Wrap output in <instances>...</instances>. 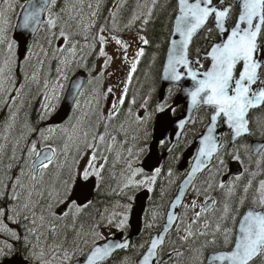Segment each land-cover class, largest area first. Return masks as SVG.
I'll list each match as a JSON object with an SVG mask.
<instances>
[{
	"label": "snow or ice",
	"instance_id": "snow-or-ice-1",
	"mask_svg": "<svg viewBox=\"0 0 264 264\" xmlns=\"http://www.w3.org/2000/svg\"><path fill=\"white\" fill-rule=\"evenodd\" d=\"M157 0H152V8L148 9L147 17L144 18L143 23L146 25L152 15V10L156 5ZM57 0H43V2L36 6L34 3L28 4V10L23 13L22 23L18 24V29H31L35 32L43 24L47 25V30L50 33L48 43L52 45L53 40H63V47H57L55 51L64 52L70 45V50L73 52V59L69 61L75 63V52L77 49L78 41L74 39L77 35L75 32H66L64 27L61 26L60 21L62 16L60 13L54 14L52 9L55 8ZM7 8H0V45L7 43V48L12 56H15L14 47L17 46L15 40H9L7 37L8 27L10 20L8 12L11 11L13 5L10 0H4ZM99 5H97L98 7ZM92 7L91 4L88 5ZM64 10L61 9V12ZM47 12L48 18L46 21L41 20V13ZM174 18L170 17L171 30L168 40V51L166 54L165 64L162 72V79L172 81L179 84L184 79H190L191 85L183 90L187 93L190 101V110H195L201 106L206 107L209 112V125L199 137V147L194 157V164L191 171L188 173V178L184 184H190L192 179L198 172L204 170L208 161L213 156L219 154L223 145L220 143V138L215 135L218 127V122L223 120L229 127L233 138L241 137L246 134H251L250 121L248 115L251 109L264 105V0H176V7L174 8ZM79 15V13L77 14ZM95 16L96 13L91 14ZM113 17L115 14H112ZM74 17H70L73 19ZM138 16H133V23L139 19ZM213 22V27H208L209 22ZM80 26L79 24L77 25ZM93 25H84L85 33ZM70 27V26H69ZM59 28L57 34L56 29ZM207 30L208 35L204 37V43L200 48L196 49V59H192V45L195 39L199 36L201 31ZM105 28L101 26L99 32L93 37V45L99 43V55L106 57L105 67L111 61L112 57L108 56L104 50V45L108 42L107 37L103 35ZM216 35H213V34ZM218 37V38H217ZM87 40L88 36L84 35ZM112 39L124 49V59L128 61L127 50L129 45L120 40L117 36H112ZM140 41L147 45L149 40L145 36L139 37ZM28 55L24 56L27 61L31 54L32 49L28 47ZM47 54V53H45ZM144 55V48H139L136 57L131 61V67L128 74V82L132 79V74L136 71L137 64L140 57ZM208 62L205 67L204 62ZM61 64L65 61L61 59ZM57 73L60 80H67L68 77L57 68ZM13 69L11 60H5L0 65V95H5L4 104L9 106L10 110L14 106L20 93L25 87L23 83L16 86L15 77L12 75ZM103 74V70L101 75ZM28 77L25 75V79ZM32 79H35L33 75ZM59 84V80H58ZM48 85L45 83V88ZM63 91V84L59 85ZM73 99L75 108L80 107V97L83 95V85L75 82L73 85ZM112 88L108 89V93H112ZM154 91V89L152 90ZM172 89L169 88V94ZM128 94L127 83L123 89V93L117 100L111 102V107L105 116L102 112L100 119L96 123V131L90 133L89 131L80 128L77 133V125L71 124V117H69L68 125H53L46 129L39 130V135L36 140L31 141L30 146L27 148V156L34 159H25V163L31 169V179L36 180L37 171L40 172L41 177L44 172L53 164L58 155V149L54 147L49 141L53 139L57 130H62L66 139L72 141L77 151H79L81 140L87 150H91V158L88 164L84 167L77 165L76 167L70 165H60L63 169L67 167L66 175L59 181L55 190V206L63 205L67 211L63 212V216L67 217L73 215L75 218L83 208L90 206L91 201L89 196L91 193V186L89 181L91 178L97 177L102 179V170L104 164L100 163L97 167L94 162L97 161L98 155L104 161L107 157L103 156L100 151V145L105 142V137L108 135L109 123L119 115L123 105L126 102ZM54 100L59 99L53 89ZM170 96L162 97L152 111H147L151 99L149 97L144 100L141 105L146 110L145 116H137V123L144 124L151 120L153 116L158 117L159 122V135L164 137L158 139V143L164 145L168 140L165 135L170 124L174 123L169 113H174L175 109L168 103ZM104 99H107L105 95ZM48 100V96H45ZM97 109H99L100 99L99 96L95 99ZM136 100L133 97L131 104H135ZM55 104L42 105L44 113L41 119H47L56 113ZM131 106L128 112L131 114ZM15 113H12L11 119L14 120ZM181 128L184 127L186 121L180 119L175 122ZM103 126L104 131L100 132L99 128ZM10 125H6V128ZM36 129H30V132H35ZM49 133L51 135H46ZM71 133V134H70ZM174 135L179 133L174 132ZM75 135V139L73 136ZM91 135V142L89 136ZM7 139V136H4ZM115 140V137H112ZM147 139V135H146ZM17 141V145H18ZM40 145L39 149L37 145ZM5 145H0V156L3 155ZM68 143L64 145V153L67 154ZM108 151H111L109 145ZM131 154V149L128 150ZM152 151V143H145L142 147L138 148V154H150ZM257 154L264 155V144L256 146ZM11 160H18L16 156V145L13 146ZM234 159H240L239 155H235ZM2 163V160H0ZM219 167L217 171L227 170V163L223 157L217 161ZM13 165L8 164L5 168V178L0 179V232L11 236L15 241H23L25 246L31 244L29 236H35L39 241L37 220L43 221L44 216L37 217L35 212V205L32 203V191L29 190L25 199L21 200L20 189L25 188L22 182V177L28 175L24 168L20 169V174L12 178L8 173L11 172ZM131 167V164L129 165ZM161 169L156 167L151 175L145 173L143 168H137L132 172V177L138 174L142 179H130L125 187H140L143 186L151 191V186L155 184L157 176ZM171 175V170H169ZM236 180L240 176L235 177ZM34 187V186H32ZM212 187L211 184L208 186ZM219 188H228L227 199L223 204L220 221L215 224L211 232L208 229L211 227L209 223H205L202 228H195L199 224L202 216L211 210L210 205L214 208L217 203L214 199L206 198L205 204L200 205V211H195L197 202L192 201L190 207L194 211V216L188 223L183 220L180 223L184 224L183 235L179 237L182 242H188L190 239L198 240L200 237H209L205 239L199 248H189L188 252L191 254V264H204L203 255L204 250L210 246H215L217 251L212 252L208 256V264H264V180L259 182V187L256 194L252 197L251 207L244 210V206L248 201V192L251 187V181L248 185L244 186L243 194L238 199H233L236 196V186L234 183L225 185L221 181L218 185ZM52 198V192L48 193ZM184 195L183 189L177 195L176 200L172 204L174 209L178 206ZM131 200L132 197H129ZM54 208L52 203L48 204V209ZM124 211L120 213L113 212L107 218V226L115 227L116 229L123 230L128 225L129 213L131 211V203L123 205ZM51 215H56L54 211H50ZM155 218V216H154ZM103 219V217H102ZM179 217L174 211L167 214V222L164 225V232L154 236L147 248V251L137 261V264H168L172 260L173 253L177 257V264L179 258L185 255L184 252L173 249V253L167 254V261L160 254L163 248L166 233L175 225L177 232L180 227L176 224ZM7 221V223H5ZM9 224L16 227H9ZM230 224V226H229ZM151 227V225H148ZM101 224L98 222L94 225V229L100 228ZM195 228V230H194ZM19 229V230H18ZM22 230V231H20ZM55 232V226L50 229ZM101 240L105 239L99 232L93 233ZM32 251L29 252L27 259L40 260L41 264H48L47 261L41 260L44 255L43 249L37 253L36 245L32 244ZM59 247V246H58ZM129 247L127 240L123 242L113 241L98 244L95 240L89 246L86 252H82V260L78 264H104V261L117 249H125ZM140 247H143L141 245ZM14 245L5 241L3 246L0 247V258L11 254ZM62 262H71L75 252H69L67 249H62ZM55 258V257H54ZM127 259V258H125Z\"/></svg>",
	"mask_w": 264,
	"mask_h": 264
},
{
	"label": "trees",
	"instance_id": "trees-1",
	"mask_svg": "<svg viewBox=\"0 0 264 264\" xmlns=\"http://www.w3.org/2000/svg\"><path fill=\"white\" fill-rule=\"evenodd\" d=\"M24 1L25 0H10V3L13 5L11 11L8 12L9 20L11 21L10 23H12ZM138 1L139 0H57L55 8L52 9L54 14H61L62 20L60 21V24L64 27L66 32L77 33L74 39L79 43L75 52V59H80V62L75 65L84 69H91V66L99 54L100 45L99 43H96L95 48H93L92 45L94 41L92 38L97 35L101 26L105 28L104 32L109 35H118L128 31L129 29H136L149 40V44L144 45L143 47L144 55L140 58L137 70L134 72L126 102L124 107H122L125 112L121 117L119 115L116 116V118L108 125V135L111 137V135L115 133V136L119 139L122 136V132L120 133L118 130L124 126L126 119L131 118L128 116L129 106H131L132 109L131 114H134L135 110L144 103V100L149 97L150 93L151 99L149 105L156 106L157 92L159 88V71L171 29L170 17L174 16V8L176 7V0H157L156 5L152 10V15L149 18V22L146 25L143 23V20L147 17L148 10L145 11L143 16L130 24L129 22L133 19V13L137 8ZM89 4L92 5L91 8L88 7ZM0 5H5L4 0H0ZM97 5L99 6L97 7ZM149 5L150 8H152V0H150ZM61 9L64 11L61 12ZM93 12L96 13L95 16L91 15ZM78 13L79 15H77ZM113 13L115 14L114 17L112 15ZM70 17L74 18L70 19ZM47 18L48 13L46 20ZM78 24L80 25L79 27L77 26ZM88 24L93 26L85 33L84 25ZM208 27L211 28L212 26L208 24ZM56 31L58 34L59 28H57ZM84 35L88 36L87 40L84 39ZM207 35V30L200 32L199 36L194 41L192 56H196V47ZM213 35L216 34L214 33ZM8 36L9 35L7 34V37ZM49 36L50 33L47 30V25L43 24L35 35L34 41L31 45V49L35 47L38 48L37 58L32 60L33 53L35 52L32 50L30 58L27 61L24 59L21 62L18 72H16V57L9 53L7 43L0 45V65H2L5 60L10 59L13 69L12 75L15 77L16 86L18 87L21 83L25 85L20 93L17 103L12 106L11 110L9 106L4 104L6 94L0 95V145H5L3 155L0 156V160H2V163H0V179L5 178V168L8 164L13 165L11 172L8 173V175H11L13 179L20 174L21 168H24L26 173L31 171L29 165L25 163V159L29 160L27 156V148L30 146L31 141L37 139L39 130L49 127L44 124L46 119H41V116L44 113L42 108V105H44L43 88H45V83H51L58 75L56 70L60 67V59L63 58L64 53L67 50H70L69 45L64 52L55 51L58 47V43L56 42L57 40H53L52 45L49 46ZM63 46L62 40V45L59 47ZM25 75L28 77L27 79H25ZM33 75H35V79H32ZM153 89L154 91H152ZM133 97H135L136 100L135 104L130 103V99H133ZM12 113H15L14 120L11 119ZM99 114L100 111L92 116L90 120L99 119V116H96ZM201 115L202 114L198 115L196 118V124L193 127V130L195 131L193 136H195L196 131L198 133L205 124V121L202 118L203 116ZM263 115L264 106L261 109L252 112L250 115L251 134L237 142L236 145L232 147L227 145V139L225 138L222 153L220 154V157L223 156L227 161L234 159L235 155H239V161L244 165V171L240 176V179L235 180L234 182L237 192L236 196L233 197V199H238V197L243 194L244 186L248 185L249 181H251V187L248 192V201L244 208L251 206L252 197L256 194L259 182L264 180V166L263 163L260 164L258 166L259 174L251 178V168L247 167V162H251V160L255 157H252L251 154H249V157L245 159L239 154L238 150L242 145L249 148L250 139L264 138V132H261L258 129L260 121H263ZM67 122L61 125L67 126ZM6 125H10V127L6 128ZM95 126L96 123L94 121L92 126L94 129L93 133L96 131ZM136 126V131H138V129H140V125L137 123ZM30 129H36V131L30 132ZM99 131H104V128L101 126ZM127 131L128 134L135 133V131ZM5 135L7 136L6 140L4 139ZM109 136L106 135L105 137L107 142L110 138ZM17 141L19 142L18 145ZM49 142L58 149L56 159L44 172L43 176L41 177V175H39V178L36 179V186L32 187L33 185H31L28 188H23L24 190L29 189L31 191H36L35 193H37V195H39V192L43 189L41 198L38 199L36 197L34 200L36 206L35 209L38 215H40V213L48 207L49 202H51L49 200L48 193L56 190L59 181L67 173V167L62 169L60 165L72 166V152L70 150L67 159L64 161L62 159L64 154L62 148L65 143H68L69 145L71 142L66 139L65 133L62 130H57L53 139ZM122 144L124 145L125 143ZM122 144L117 143V146H122ZM14 145H16V156L18 157V160L10 159ZM37 147L39 148L40 145L38 144ZM100 147L104 149L106 147V141L101 144ZM177 159L178 156L175 158L174 155L172 158L169 156L157 176L156 182L151 190L150 197L147 200L140 235L132 241L128 249L115 253L110 259L105 261L104 264H135L137 257L144 250L150 235L160 228L164 218L166 205L174 193L177 182L181 178V175L176 170L173 171ZM218 167L219 166H217V168ZM137 168L128 169V171L122 167L116 168L112 164L111 156H109L108 160L104 163V169L101 173L102 179L97 178V184L90 206L83 208L82 211L75 216V218L73 215H69L67 217H64L63 215L58 216L57 223L54 224L55 232L50 229H44L42 226L37 224L39 241L36 240L35 236L30 237L29 240L31 241V244L26 247L22 240H13L12 244L14 245V248L11 254L5 257H10L13 254L18 253L26 260L34 264H41L40 260L27 259L29 252L32 251L31 245L34 244L36 245L35 250L37 253L43 249L44 255L41 260L47 261L48 264H61L63 255L62 249H67L70 253L75 252V255L70 262L71 264L74 260L81 256V253L84 252L94 240H101L93 233L94 231L99 232L104 222L107 221V218L113 212H123V205H127L129 203L133 205L134 193L141 188H136L135 191L131 192V189L133 188L129 189L126 187L124 189L122 185L129 183V174H132V172H134ZM169 170L172 171L171 175L168 173ZM222 171L223 170L219 171L217 176L221 174ZM38 173L40 172L37 171L36 175ZM26 178L27 175L21 178L23 183L26 181ZM203 180L204 179L202 177L197 181L200 186ZM217 181L218 180H215V182ZM21 190L22 189H20V191ZM126 191L128 192L126 193ZM129 197H132V199L130 200ZM223 197H225L223 199V203H225L227 199V191H224ZM220 215L221 214H216L212 220L207 221V223L211 226L208 229L209 232H211L215 227L216 220ZM98 222L101 224V227L94 229V225ZM202 223H204V221L200 220L199 224L196 225L195 228H202L204 225ZM148 225H151V227ZM11 227L14 228L16 226L11 224ZM113 229L119 230L115 227H113ZM127 229L128 226L123 229V231H127ZM205 239H211V236L207 238L200 237L198 240L190 239L188 242H182L180 239H177L176 236L172 235L171 237V235H169L171 243L169 244V247L166 246V251L173 253V249H176L184 252L185 255L179 258V264H191V254L188 252V249L199 248ZM141 245H143V247H140ZM213 250L218 249H216L215 246H210L204 250L203 261L206 254ZM3 258H0V260ZM64 264H69V262L64 261ZM168 264H177V257L174 253L172 260Z\"/></svg>",
	"mask_w": 264,
	"mask_h": 264
},
{
	"label": "rangeland",
	"instance_id": "rangeland-1",
	"mask_svg": "<svg viewBox=\"0 0 264 264\" xmlns=\"http://www.w3.org/2000/svg\"><path fill=\"white\" fill-rule=\"evenodd\" d=\"M149 3H150V0H139L134 15L138 16V17L143 16L145 11L150 8ZM1 7L7 8V5H0V8ZM15 18H16V16L14 17L12 23H10V25H9L10 28L8 27L9 31H7V34L9 35L8 36L9 40H12V32H13V26H14ZM104 35L106 36V34H104ZM140 36H143V35L134 29L129 30L125 34L124 38H126V40L124 42H126L129 45L128 49H131L133 47L135 48L136 46H137L136 47L137 50H139V48H141V47L143 48L144 44L140 41V39H139ZM106 37H107L108 42L104 45V50L108 54V52L112 49L113 42L111 39H109L108 36H106ZM58 41H60V40H58ZM58 41H56V42L58 43ZM120 48L122 49L121 46H120ZM32 50L35 51L33 53V59L32 60H35L38 56V48L35 47ZM14 51L16 52V47H14ZM65 55H66L65 58H63L65 63L61 65V62H60L61 68L60 67L59 68L61 69V72L67 76L69 68L72 65H75V64L77 65L80 62V59H75L76 62L71 63L69 65L68 62L73 59V52L71 50H67L65 52ZM105 59H106V57H103V56H100V58L97 59V62L94 65L95 67H93L92 71L90 72V78L93 80V83L91 82L89 84V86L83 91V95L79 98L80 99L79 109H76V108L74 109V112L72 115L73 117H72L70 123L77 125V133L79 132L80 128H83V130H86V131H89L90 133H93L94 129L92 126L94 124V121H95V123H97V121L100 119L101 112L105 116L108 113L106 111V109H104V106H105L104 97L106 95V92L108 91V88L111 86L113 75L115 72L118 71L117 70L118 68L116 65H113L111 68L105 67ZM112 64H116V63L113 62ZM102 70H103V74L101 75ZM47 72H49V71H47ZM58 80H59V84H58ZM60 84H63V86H64L63 91H61V89L59 87ZM47 85H48L47 88H43V90H44V93H43L44 104L45 103H47L49 105L55 104L58 107L60 100H61L63 93H64L65 82H64V80H60L59 76L57 75L55 77V79L51 83H47ZM53 89H55L56 95L59 96V99L54 100L52 98L53 97ZM46 95L48 96L47 101L45 100ZM97 96H99V99H100L99 109H97V105L95 103V99L97 98ZM142 109H143L142 107H139L135 110L134 114L128 113V116H130L131 118L126 119L124 126H122V128L120 130H118L120 133L122 132V136L120 139L117 136H115L116 135L115 133H113V135H111V137L109 135H107L110 138L108 139V142H107V139L105 138L106 147L104 149H102L100 147V151H101L102 155L107 157V160H108V157L111 156L112 164L116 168L122 167L123 169H126L127 171H128V169H135L141 163L142 158L146 154V153L145 154H138V148L142 147L145 143H149L148 139L151 136L150 129H151V125H152L153 120L151 119V120H148L144 124H139L140 129H138V131H136L137 116H138V113ZM99 111H100V114L96 115V116H99V119L90 120V118L92 116H94ZM262 118H263L262 119L263 121H260L258 129L261 132H264V115ZM66 125H68V122ZM102 128H103V126H102ZM127 130L135 131V133L128 134ZM108 133H109V131H108ZM46 135H51V134L46 133ZM146 135H147V140H145ZM112 137H115V140H113ZM73 138L75 139V135L73 136ZM88 139H89V142H91V137H89ZM133 141H135V143L132 145ZM71 142L69 143L67 154L66 155H65V153L63 154V157H62L63 161L65 159H67L69 152L71 151L72 152V157H71L72 166L76 167L77 165H79L81 168L86 166L88 164L89 159L91 158V150H87V154H85L86 149L83 145V142H81L80 147H79V151H77L75 145ZM117 143H121V144L125 143V144H127V146L126 147L117 146ZM71 145H72V147H71ZM109 145L111 146V151H108ZM129 149H131V154H129V151H128ZM63 150H64V147L62 148V151ZM238 152L241 156H243L246 159L249 157L250 149L246 148V146L242 145L239 148ZM227 154H228V152H227ZM31 159H34V156L29 158V160H31ZM262 161L264 162V155H259V156L255 157L254 159H252L251 162H247V167L251 168V172H250L251 177L257 176L259 174V171L257 169H258V166L261 164ZM94 163L98 167L100 163L104 164L105 161L101 156L98 155V159ZM130 164H131V167H129ZM217 169H218L217 166H215L214 168H212L210 170L207 178L204 179L202 184H201L200 189H202V191L198 190L196 193V198H193L192 200H195L196 202H200V197L204 198V199L208 198L207 196H203L205 194V192L206 193L208 192V188H209L208 186L209 185H206V184H208V183L210 184L211 183L210 181L212 179L216 178V176L218 174ZM30 173H31V171L28 172L26 181H24V183H25L24 185L26 188H28L31 185L36 186V183H35L36 180L31 179ZM122 174H124V173H122ZM39 175H40V173H38L36 175L37 178H39ZM130 179L140 180V179H142V176L138 175V176L132 177V174L130 173L129 174V180ZM219 180H220V176H219ZM229 184L230 183H228V185ZM125 185L126 184L122 185L124 189L126 188ZM152 186H151V190L153 189ZM127 188H129V189L133 188V189H131V192H133V191H135L136 188L142 189L145 187H143V186H140V187L130 186ZM145 189H148V188H145ZM42 190L39 192V195H37V193H35L36 191H32L31 200H32V203L34 205H35V203H34L35 198L36 197L38 199L41 198ZM227 190H228V188H227ZM28 191H29V189H25V190L22 189L20 191L21 200L25 199V197L28 194ZM51 192H52V198L49 197V200L51 201L49 203H52L54 205V208L51 210H49L48 207L45 208L44 211L42 213H40V215L44 216V220L43 221L37 220V224L42 226L44 229H51V227L57 223V217L58 216L50 214V211L55 212L56 208L58 207V206H55V199H54L55 190H53ZM127 192L128 191H126V193ZM196 210L197 209H195V211ZM35 212H36L37 217H39L40 215L37 214L36 209H35ZM190 212L193 213V209L190 207V204H188L184 207L182 216L178 222V225L180 227V231L177 232V230L175 228V230L170 234L171 237L173 235V236H176L177 239H179V237L184 234L183 233L184 224L180 223V221L183 220L184 223L190 222V220L193 218V217L191 218L192 214H190ZM219 218H220V216L217 218L216 223H218V222L222 223V221H220ZM206 222L207 221H204V223H202V224H205ZM5 223H7V221H5ZM229 226H230V224H229ZM9 227H11V224H9ZM115 231L116 230H114L113 227L107 226V221L104 222V224L102 225V227L99 230V232L102 234L103 237L109 236ZM30 237H33V236H29V238ZM5 241L12 244L13 238L11 236L6 235L3 232H0V247L3 246V243ZM170 243H171L170 240H168L166 246L169 247ZM41 258H43V257H41Z\"/></svg>",
	"mask_w": 264,
	"mask_h": 264
},
{
	"label": "water",
	"instance_id": "water-1",
	"mask_svg": "<svg viewBox=\"0 0 264 264\" xmlns=\"http://www.w3.org/2000/svg\"><path fill=\"white\" fill-rule=\"evenodd\" d=\"M43 2V0H26V2L24 3V5L21 7L17 18H16V22L14 25V29H13V33H12V38L13 40H15L17 42V48H16V55H17V62L20 63L23 59L24 56L27 53V49L30 46L32 39L34 38L37 30L35 32H33L31 29H18L17 25L22 23V17H23V13L28 10V4L29 3H34L36 4L37 7H39V5ZM45 13L43 12L41 13V20L44 21L45 20ZM174 18V17H173ZM169 40V38H168ZM204 43V42H203ZM202 43V45H203ZM201 45V46H202ZM168 47L169 44L167 42V46H166V50H165V55H164V59H163V64L161 67V71H160V87H159V91H158V101L164 97L165 95V91L166 88L169 86H179V91L177 93V95L174 98V105L178 106L181 105L182 106V111L181 114L179 116H171V114L169 113V117L170 119L174 122L172 124H170V126L167 129L166 132V136L169 135L170 138V143L168 145V147L160 154L159 150H158V139H163L164 137H161L159 135V122H158V117L156 116L155 121L153 123V128H152V151L150 154H146L141 162V168L144 169V171L146 172H151L153 171V169L158 166L161 168V166L163 165V162L166 158V156L169 154V152L171 151L173 145L176 143V141L179 139L181 133L184 131L185 127L191 125L193 123L194 120V114H195V110H190V101L188 99L187 93L183 90L184 88L188 87L191 85V80L190 79H184L182 80L179 84H176L172 81H168V80H164L162 79V72H163V67L165 64V59H166V54L168 51ZM193 59V58H192ZM208 66V64H207ZM88 79L87 73L84 72L83 70H79L77 72H75L69 79L66 91L64 93V96L62 98V101L58 107V109L56 110V113L51 116L46 122L45 125H58L61 124L63 122H65L71 113L72 107L74 105V99H73V85L75 82H79L81 83L83 86L86 84ZM263 106V105H262ZM260 107H256L250 110L249 114L254 111L257 110ZM203 109H205V111H207L208 113V120H207V124L204 127V129L200 132L199 135H197L193 141V143L183 152L182 154V158L178 164V171L182 172L184 170H186L185 175L183 176V178L181 179V181L178 184V187L176 189L175 194L173 195L171 201L168 204L165 216H164V221L160 227V230L154 232L149 241L148 244L145 248V250L143 251V253L136 259V264L137 261L141 258V256L147 251L148 245L151 241V239L156 236L159 233H163L164 232V225L167 222V214L170 211H174L176 213V215L179 217V213H180V209L181 206L183 205V202L185 200V198L188 196V192L190 190V188L192 187L193 183L195 182V180L207 169L210 167L213 159L215 156H213L211 158L210 161L206 162L207 166L204 168L203 171L198 172L195 177L192 179L190 184H184V181L188 178V173L191 171V167L194 164V157L197 153V148L199 147V137L201 136V134L204 133L206 127L209 125V116H210V112L209 110L204 107L201 106ZM184 119L186 121V124L184 125L183 128L179 127L177 125V121H179L180 119ZM248 119H249V115H248ZM250 121V120H249ZM250 126V125H249ZM179 133V135H174L173 133ZM215 135L220 138V143L222 144V138L224 135H228V144L229 146L234 145L237 141H239L242 138L247 137L249 134L243 135L241 137H236L233 138V135L231 133V130L229 129V127L224 123L223 120H220L218 122V127L216 129ZM259 144H264V139L263 140H251L250 141V149H251V154L253 156L257 155V151H256V146H258ZM223 145V144H222ZM195 150V153L193 154V151ZM221 150V149H220ZM220 152V151H219ZM192 158V161L190 163V165H188V160ZM242 172V167L240 165V163L238 161H230L229 165H228V173L222 177V181H226V179L229 176H235V175H239ZM90 186H91V195L89 196V200H91L93 198V194H94V189H95V178H91V180L89 181ZM181 189H183L184 191V195L182 197V200L180 202V204L178 206H176L174 209L171 207L173 202L176 200L177 195L180 193ZM149 196V192L147 190H142L139 191L136 195H135V201H134V205L131 209L130 215H129V220H128V234H125L123 231H119L114 233L112 236H109L103 240L97 241L98 244H103L105 242H113V241H120L123 242L124 240H127L129 245L132 241L133 238H136L139 236L140 232H141V227H142V214L145 210V206H146V200ZM212 206L210 205V208ZM66 211V208L61 205L56 209V214L58 216L62 215L63 212ZM177 223V221H176ZM175 226V225H174ZM174 226L170 229V231H168L165 235L166 238L164 240V244L166 242L167 236L168 234L173 230ZM163 244V246H164ZM127 249V248H125ZM88 250V249H87ZM86 250V251H87ZM122 249H117L115 250L106 260H108L111 256H113V254H115L116 252L120 251ZM85 251V252H86ZM214 252V251H213ZM212 252L208 253V255L206 256V260L205 263L208 264V256L211 254ZM164 259L167 261V254L163 256ZM82 256L79 257L76 261H74L72 264H78L79 261L82 260ZM105 262V261H104ZM0 264H33L30 261L26 260L23 256H21L20 254L16 253L10 257H6L4 258Z\"/></svg>",
	"mask_w": 264,
	"mask_h": 264
},
{
	"label": "flooded vegetation",
	"instance_id": "flooded-vegetation-1",
	"mask_svg": "<svg viewBox=\"0 0 264 264\" xmlns=\"http://www.w3.org/2000/svg\"><path fill=\"white\" fill-rule=\"evenodd\" d=\"M113 36V35H112ZM112 36H111V39H112ZM125 36V33L122 34V35H117V37L122 40V41H125L126 38H124ZM112 42H113V46H112V49L108 52V56L112 57L111 61L107 64L106 67H109L111 68L113 65H116L117 66V72L114 73L113 75V78H112V83H111V88H112V93H108V91L106 92V95H107V99H105V106H104V109H106V111L108 112L110 107H111V102L114 101V100H117L118 97H120L123 93V89L125 87V84L127 83V87H128V90H129V86H130V83L128 82V74H129V71H130V67H131V61L135 59L136 57V53H137V46L134 48H131V49H128L127 50V56H128V61H125L124 59V49L120 48V45H118L115 40L112 39ZM113 62H115L116 64H112ZM104 63V62H103ZM134 73L132 74V77H133ZM132 80V79H131ZM109 87V88H110ZM108 88V89H109ZM168 88H171L172 91H171V94H169V90H168V93H166V96H170L169 100H168V103L175 109V112L174 113H170L171 116H179L181 114V111H182V106L181 105H178V106H175L174 105V98L176 96V94L178 93L179 91V87L178 86H169ZM128 96V94H127ZM127 99V97H126ZM124 107V105H123ZM155 108V106L153 105H149L148 106V109L147 111H152L153 109ZM103 109V110H104ZM125 110L121 109L120 113H119V116H123ZM141 114H138V116H145L146 115V110L143 108L141 110ZM202 114L201 116H203L202 118L204 119L205 121V124L207 123V120H208V113L207 111H205V109H203L202 107L198 108L195 112V115H194V120H193V123L187 127H185L184 131L181 133L179 139L176 141V143L173 145L171 151L169 152V154L166 156L164 162H163V165L161 166V170L163 168V166L165 165L166 163V160L168 159V157L170 156L172 158V156L174 155V158L178 156V159H177V162L175 164V167L173 169V171H177L180 175H181V178L184 176V174L186 173V170L182 171V172H179L178 171V164L182 158V154L183 152L193 143V140L195 138V136L199 133H197L196 131V134L195 136H193L194 134V130H193V127L194 125L196 124V118L198 115ZM156 118V116L154 115L152 120L154 121ZM152 121V123H153ZM204 124V125H205ZM152 126V125H151ZM151 133H152V127H151ZM168 137V140L166 141V143L164 145H161V144H158V150H159V153L161 154L169 145L170 143V138H169V135H167ZM147 140V139H145ZM151 140H152V134L150 136V138L148 139L149 143H151ZM135 143V141H133L132 145ZM122 146L126 147L127 144L123 145ZM195 150L193 151V154H194ZM223 157V156H222ZM220 158V156L213 160L212 164H211V167L210 168H214L213 166H219L217 161L218 159ZM224 158V157H223ZM192 161V157L188 160V165L190 164V162ZM226 163H227V168H228V164L230 162V160H225ZM138 168H140V164L138 165ZM207 169L205 170L200 176L199 178L197 179V181L203 177V179H206L210 170L211 169ZM155 169V168H154ZM153 169V170H154ZM227 170L226 171H222L221 174L218 175V177L216 176L215 179H212L210 182V184L212 185L211 188H208V192L203 195V196H207L208 198H211V199H214L217 203L215 204L214 208L211 207V210L209 212H207L206 214H204L201 218V220L203 221H210L214 218V216L216 214H221L222 212V208H223V202H224V198L223 195H224V191H228L227 190V187H225L224 189H221L218 187L220 181H221V178L226 174ZM145 173L147 174H152L153 171L151 172H146ZM169 173V172H168ZM172 173V171H171ZM219 176H220V180H219ZM181 178L179 179V181L181 180ZM218 178V179H217ZM215 180H218L217 182H215ZM235 176H230L228 177L227 181H225V185L227 186L228 185V182H232L234 183L235 182ZM178 181V182H179ZM195 182L193 184V186L191 187V189L189 190L188 192V196L187 198H185V204L182 208V213H183V209L186 205L188 204H192V199L193 198H196V193L198 190L202 191L201 186L198 184V182ZM178 182H177V186H178ZM206 185H209L206 184ZM205 185V186H206ZM176 186V188H177ZM153 187V186H152ZM175 188V190H176ZM174 190V192H175ZM174 194V193H173ZM149 197H150V194H149ZM205 201L206 199L204 198H201L200 197V202H197V210L196 211H200V205H204L205 204ZM250 207V206H249ZM248 208V207H247ZM245 210V208H244ZM191 215V218L194 216V211L193 213L190 212Z\"/></svg>",
	"mask_w": 264,
	"mask_h": 264
}]
</instances>
